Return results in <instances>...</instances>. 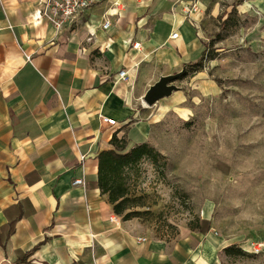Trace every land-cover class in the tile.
<instances>
[{
	"label": "crops",
	"instance_id": "1",
	"mask_svg": "<svg viewBox=\"0 0 264 264\" xmlns=\"http://www.w3.org/2000/svg\"><path fill=\"white\" fill-rule=\"evenodd\" d=\"M40 9L0 0V227L18 215L0 264H222L213 224L155 237L97 185L114 134L127 149L147 142L148 88L200 59L196 22L173 0H107L59 29Z\"/></svg>",
	"mask_w": 264,
	"mask_h": 264
},
{
	"label": "rangeland",
	"instance_id": "2",
	"mask_svg": "<svg viewBox=\"0 0 264 264\" xmlns=\"http://www.w3.org/2000/svg\"><path fill=\"white\" fill-rule=\"evenodd\" d=\"M236 2L202 0L193 21L206 53L148 105L157 157L128 171L127 203L163 239L210 214L242 250H221L222 264H264V0Z\"/></svg>",
	"mask_w": 264,
	"mask_h": 264
},
{
	"label": "trees",
	"instance_id": "3",
	"mask_svg": "<svg viewBox=\"0 0 264 264\" xmlns=\"http://www.w3.org/2000/svg\"><path fill=\"white\" fill-rule=\"evenodd\" d=\"M243 0H237L236 5ZM235 8V6H233ZM206 44H201L200 59L194 63L187 64L192 66L200 65L201 58L206 53ZM112 148L102 150L97 156L98 174L97 185L100 192L107 194L108 201L112 205V211L121 216L122 219H130L138 217L140 212L132 210L127 203V186L126 177L128 171L139 163L144 158L154 160L157 157V152L147 142H142L127 149V140L117 138L114 134L110 140ZM18 215L15 216L7 225L0 227V245L4 246L9 236L13 232L15 221ZM187 226L192 230H198L202 233L210 229V220L196 217L194 220L188 222ZM224 252L230 254H241L242 250L233 245L225 247ZM32 252L28 250L23 258L18 261H24L26 257Z\"/></svg>",
	"mask_w": 264,
	"mask_h": 264
},
{
	"label": "built area",
	"instance_id": "4",
	"mask_svg": "<svg viewBox=\"0 0 264 264\" xmlns=\"http://www.w3.org/2000/svg\"><path fill=\"white\" fill-rule=\"evenodd\" d=\"M107 0H41L40 16L47 21L51 22L57 29L63 28L65 25L72 23L80 13L89 8L92 5L105 2ZM202 0H173L174 5L181 4L182 11L185 15L192 20L195 19L198 13ZM109 25V21L106 20L103 23V27L106 28ZM177 32L171 34V38H176ZM138 42L133 43V47L137 48ZM126 72L121 70L119 76L124 77ZM102 120L107 124L114 125L115 120L113 118L102 117ZM83 158V156H81ZM83 180L81 178H74L72 185L81 184ZM113 220V217H111ZM252 251L259 253L261 251L260 246H253Z\"/></svg>",
	"mask_w": 264,
	"mask_h": 264
},
{
	"label": "water",
	"instance_id": "5",
	"mask_svg": "<svg viewBox=\"0 0 264 264\" xmlns=\"http://www.w3.org/2000/svg\"><path fill=\"white\" fill-rule=\"evenodd\" d=\"M184 71L185 67L177 73L160 76V78L152 84L144 94V102L147 105H153L160 98L170 95L171 92L176 89V86L171 84L170 81L173 80V78L182 75Z\"/></svg>",
	"mask_w": 264,
	"mask_h": 264
}]
</instances>
